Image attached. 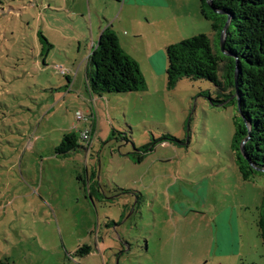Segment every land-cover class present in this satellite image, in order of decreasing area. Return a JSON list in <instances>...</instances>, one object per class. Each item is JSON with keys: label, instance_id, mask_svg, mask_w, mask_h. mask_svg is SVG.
Listing matches in <instances>:
<instances>
[{"label": "rangeland", "instance_id": "obj_1", "mask_svg": "<svg viewBox=\"0 0 264 264\" xmlns=\"http://www.w3.org/2000/svg\"><path fill=\"white\" fill-rule=\"evenodd\" d=\"M199 7L0 0V261L264 264V172H239L237 106L211 103L205 79L168 85V45L201 33L215 42ZM107 21L134 37L121 47L143 90H88L87 58ZM92 122L89 143L56 152Z\"/></svg>", "mask_w": 264, "mask_h": 264}, {"label": "trees", "instance_id": "obj_2", "mask_svg": "<svg viewBox=\"0 0 264 264\" xmlns=\"http://www.w3.org/2000/svg\"><path fill=\"white\" fill-rule=\"evenodd\" d=\"M200 13L211 22L215 42L201 33L172 43L165 48V73L169 86L179 79H205L217 93L213 104L230 100L237 106L236 141L242 155L238 169L244 180L255 171L264 172V0H200ZM223 48L218 43L223 30ZM86 84L91 93L140 91L146 87L138 63L121 47L111 25L103 26L87 58ZM235 70L237 72L235 79ZM85 130V129H83ZM89 138L66 133L57 153H68L79 146L78 138L89 143ZM143 156L136 161L140 162ZM90 195L94 194L89 192ZM258 234L264 244V214L257 220ZM88 246L75 253H88ZM0 264H8L1 260Z\"/></svg>", "mask_w": 264, "mask_h": 264}, {"label": "crops", "instance_id": "obj_3", "mask_svg": "<svg viewBox=\"0 0 264 264\" xmlns=\"http://www.w3.org/2000/svg\"><path fill=\"white\" fill-rule=\"evenodd\" d=\"M116 1V3H120L121 5V10L125 7L126 4H132L134 6L137 7H158V6H162V7H166L167 3L169 2V0H113ZM106 25H111V28L114 30L113 28V22H108ZM103 27V25L100 27V29ZM99 29V30H100ZM115 31V30H114ZM116 32V31H115ZM117 34V33H116ZM135 34H137L138 36H140V32L137 30L135 31ZM136 35V36H137ZM118 36V35H117ZM124 38V39H123ZM133 36L132 38L130 37H122L121 39H119V43L121 45V40L123 39V42L127 43V44H132V40H133ZM123 48V47H122ZM126 52V51H125ZM127 53V52H126ZM133 58V57H132ZM152 60V59H151Z\"/></svg>", "mask_w": 264, "mask_h": 264}, {"label": "built area", "instance_id": "obj_4", "mask_svg": "<svg viewBox=\"0 0 264 264\" xmlns=\"http://www.w3.org/2000/svg\"><path fill=\"white\" fill-rule=\"evenodd\" d=\"M76 117H77L78 120L83 118V116H82V114L80 112L76 113ZM80 136L83 139L89 138V130H87V129L82 130L81 133H80Z\"/></svg>", "mask_w": 264, "mask_h": 264}, {"label": "water", "instance_id": "obj_5", "mask_svg": "<svg viewBox=\"0 0 264 264\" xmlns=\"http://www.w3.org/2000/svg\"><path fill=\"white\" fill-rule=\"evenodd\" d=\"M225 28H226V24L224 25V27H223V30H222V32H221V35H220V49L222 50V48H223V37H224V30H225ZM236 74H237V72H236V70H235V74H234V76H235V79H236ZM237 107H238V103H237Z\"/></svg>", "mask_w": 264, "mask_h": 264}]
</instances>
